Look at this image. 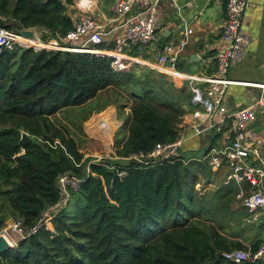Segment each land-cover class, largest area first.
<instances>
[{"label":"trees","instance_id":"16d2710c","mask_svg":"<svg viewBox=\"0 0 264 264\" xmlns=\"http://www.w3.org/2000/svg\"><path fill=\"white\" fill-rule=\"evenodd\" d=\"M74 3L0 0V27L48 30L43 40L64 36L74 26L69 14ZM88 105L91 113L113 106L124 119L127 135L118 138L115 159L85 157L68 125L55 120L71 111L76 125L79 109ZM193 105L186 86L177 87L165 73L138 63L118 70L105 54L20 45L1 49L0 212L6 208L29 228L61 200L62 173L83 179L54 217V230L43 227L21 238L0 253L1 263L264 264L225 258L224 252L247 246L207 222L213 215L203 217L205 209L215 211L239 188L231 181L206 196L196 189L201 175L213 172L207 158L213 145L204 158L179 153L149 164L129 160L158 143L176 141L186 107ZM5 221L0 214V227ZM261 242H252V250Z\"/></svg>","mask_w":264,"mask_h":264},{"label":"built area","instance_id":"2783aa9c","mask_svg":"<svg viewBox=\"0 0 264 264\" xmlns=\"http://www.w3.org/2000/svg\"><path fill=\"white\" fill-rule=\"evenodd\" d=\"M163 0H112L114 16L111 19L112 28L108 30L106 25L95 16L91 0H81L79 6L83 12L74 22V26L64 36H58L47 40L42 39V34L48 30L32 29L35 38L31 39L20 34L19 29H7L0 27V50L14 49L17 45L45 48L48 50H64L71 52H91L105 54L113 58V66L118 70L127 69L133 63H142L149 46L156 41L157 13ZM226 20L223 26L221 43L222 47L217 55L216 69L210 74L191 76L178 70V59L188 43V35L193 29L186 31V36L176 44L164 45L157 55L156 63L150 66L164 71L165 74L182 78L190 82L192 102L203 108V112L196 114V121L192 124L196 134H202L209 129L220 130L224 126L226 118V101L228 88L241 82L230 78L231 67L245 58L250 44L249 36L244 28V16L248 7V0H225ZM117 31L112 49H98L97 45L105 42V36L109 32ZM36 41L39 44H33ZM135 48L138 55L132 56L125 52L126 49ZM143 64V63H142ZM264 75V65H263ZM202 83L200 86L198 83ZM260 89V95L256 102L238 110L234 115V137L230 142L213 146L207 155L212 170H218L227 165L229 173L226 183L236 181L238 184L249 182L253 188L247 194L242 188L237 196L248 215L244 218L247 225L260 221L261 210L264 209V168L254 165L250 159L259 155L258 144L261 140L252 131L251 125L256 121L258 109L264 106V78L260 82L247 83ZM186 133L179 129V135L173 143H158L147 154H132L129 160H136L145 164L161 162L179 154ZM101 162V158H94ZM121 172L120 176H124ZM83 179L69 172L62 173L58 177V185L61 191V200L48 207L39 220L31 227L24 226L22 220H17L10 226L12 232L21 238L36 234L41 228L50 229L54 217L64 209L70 200V189L78 190ZM3 234L11 238L9 230ZM223 256L235 262L264 261V242L253 251L252 248H235L223 253ZM201 264H208L207 262Z\"/></svg>","mask_w":264,"mask_h":264},{"label":"crops","instance_id":"0c3cea01","mask_svg":"<svg viewBox=\"0 0 264 264\" xmlns=\"http://www.w3.org/2000/svg\"><path fill=\"white\" fill-rule=\"evenodd\" d=\"M80 1L75 0V3L69 7V14L74 22L83 13L80 10ZM91 6L95 16L110 30L112 28L110 21L114 16L112 2L110 0L109 2L107 0H91ZM157 17V39L149 46L144 58L145 60L142 62L143 64H138L155 69L148 63H156L157 55L162 51L164 45L178 43L181 38L186 36V31L192 28L193 33L188 35L189 40L179 56L177 68L179 71L191 76L214 72L217 55L222 47L221 35L226 20L225 0H163L159 6ZM244 28L249 36L250 44L245 58L237 61L230 70V78L241 83L233 84L228 88L224 126L220 130L209 129L202 134H196L192 124L196 121V114H200L204 110L201 106L194 103L193 106L186 107L187 112L184 114L179 128L184 129L187 137L179 153H185L188 157H191L196 155L194 152H198L197 150L205 148L206 151L212 145L219 146L220 144L230 142L234 137L233 123L235 113L258 100L260 89L252 87L247 83L260 82L264 78V0H248V7L244 16ZM117 35V31L109 32L105 36L104 44L113 47L114 39ZM32 43L39 44L38 42ZM125 52L132 56L138 55L135 48L126 49ZM160 72L165 73L164 71ZM166 75L177 87L186 86L191 91L188 80L175 78L169 74ZM196 83L202 86V83ZM251 129L257 138L261 140V143L258 144L259 155L257 158L250 159L249 161L256 166L264 168V106L258 109L257 119L251 125ZM205 151L202 155H198V158H204ZM222 170L225 171L226 176L223 181H220V187L227 184L229 169L227 165H224L218 170H212V178L214 180L216 175ZM212 180L211 183L213 182ZM246 184L248 183L238 184L239 188L235 192L236 196H233L235 201L240 200L237 194L241 188L247 194L252 191L253 188L250 185L248 186L249 188L246 187ZM233 195L235 194L233 193ZM230 197L232 198V196ZM260 213V221L250 226L253 229V234H249L248 236H243V233L234 234L231 237L243 242L247 248H251V243L256 240H262L261 243H263L264 209Z\"/></svg>","mask_w":264,"mask_h":264},{"label":"rangeland","instance_id":"374dc122","mask_svg":"<svg viewBox=\"0 0 264 264\" xmlns=\"http://www.w3.org/2000/svg\"><path fill=\"white\" fill-rule=\"evenodd\" d=\"M115 110L116 108L114 109L113 106H108L102 112L95 113L93 111L91 113L90 105L84 109L80 108L79 111H81V113L79 112L77 115V122L82 129H79L80 127L78 124L72 125L71 121L74 114L71 111L61 112L55 117V120L68 125L72 134L79 142L81 151L84 153L85 157L101 158L103 161L105 158H116V142L119 137L124 138L127 135V127L125 126L124 119L119 118ZM127 112L129 111L122 114L124 115L123 117H125ZM85 115H88L86 120H84ZM197 151L198 152H194L196 155H202L205 148ZM207 174L208 176L201 175L199 182L196 184V189L200 194H205V196L206 194H213L214 190L220 188V181H223L226 176L224 170L216 175L215 180L212 178L213 176L211 173L207 172ZM211 180L213 181L212 183ZM212 209H215V207H208V209H205L203 211V217L212 218L213 215V221L207 220V222L215 223L228 236L242 233L243 236L253 234V229L250 228L251 225L244 223V218L248 215V212L243 206L242 201H235L234 198L221 199L216 210L212 211ZM6 211L7 209L4 208L3 211L0 212V214L6 215V223L3 227H0V234H3L5 230H9L11 234V238L9 239L14 245H17L21 237L9 229L12 223L15 222V218L12 217L11 214H7ZM49 228L54 230L53 221Z\"/></svg>","mask_w":264,"mask_h":264},{"label":"water","instance_id":"95a60500","mask_svg":"<svg viewBox=\"0 0 264 264\" xmlns=\"http://www.w3.org/2000/svg\"><path fill=\"white\" fill-rule=\"evenodd\" d=\"M19 32L20 34L34 39L35 38V33L32 29H25V28H19ZM14 243L11 242V240L4 234H0V253H4L6 251H8L10 248L14 247ZM0 264L1 261H0Z\"/></svg>","mask_w":264,"mask_h":264},{"label":"bare ground","instance_id":"6f19581e","mask_svg":"<svg viewBox=\"0 0 264 264\" xmlns=\"http://www.w3.org/2000/svg\"><path fill=\"white\" fill-rule=\"evenodd\" d=\"M32 42H34V41H32Z\"/></svg>","mask_w":264,"mask_h":264}]
</instances>
